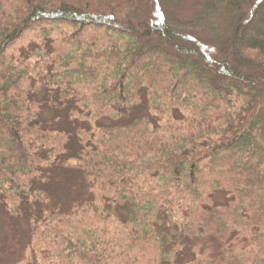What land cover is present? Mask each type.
Returning a JSON list of instances; mask_svg holds the SVG:
<instances>
[{
    "label": "trees",
    "instance_id": "obj_1",
    "mask_svg": "<svg viewBox=\"0 0 264 264\" xmlns=\"http://www.w3.org/2000/svg\"><path fill=\"white\" fill-rule=\"evenodd\" d=\"M0 264H264V0H0Z\"/></svg>",
    "mask_w": 264,
    "mask_h": 264
}]
</instances>
